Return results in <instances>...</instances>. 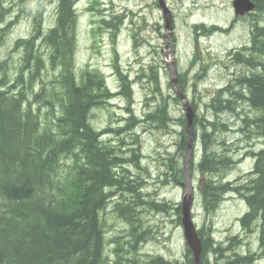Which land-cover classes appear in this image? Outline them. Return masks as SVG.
Segmentation results:
<instances>
[{
	"label": "rangeland",
	"instance_id": "1",
	"mask_svg": "<svg viewBox=\"0 0 264 264\" xmlns=\"http://www.w3.org/2000/svg\"><path fill=\"white\" fill-rule=\"evenodd\" d=\"M50 1L54 2L47 0L45 10L38 6L40 0L6 1L11 10L7 23L11 25L0 45V65L6 63L11 75L20 68L23 56L22 47L16 48V42L32 36L38 12H42L43 31L55 26L57 6ZM76 1L78 24L74 73L80 77L87 70L99 71L112 94L108 103L94 108L91 123L100 132L112 131L104 134L102 140L121 149L119 153L124 158L129 159L133 150L140 155L139 166L127 163L125 167L131 179H136L142 186L139 190L142 203H135L137 211L131 214L135 223L147 230L145 241L139 244L136 252L131 251L128 244L131 241L130 224L119 218L113 207L115 203H123L127 207V201L137 196L132 193L124 197V194L117 193V200L110 203L104 214L107 264H114L117 259L115 250L119 248L122 256L129 259L127 264H154L158 257L162 258V264H191L190 261H193V253L186 246L182 222H179L182 213L180 217L177 210L186 195L183 183L187 145L184 148L182 143L186 126L180 122L185 118L186 110L171 82L169 64L172 62L177 66L178 78L183 76L178 88L191 105L196 106V115L202 121V126L194 128L196 136L189 174L194 221L199 231L203 232V237L211 240L212 249L204 258L208 264H225L236 254L245 256L252 253V264H264L259 224H253L252 228L241 224L249 205L242 195L231 193L224 196L216 211L207 210L203 189L211 174L203 173L201 168L205 149L203 134L213 133L209 124L214 121L219 124L218 131L212 134L208 147L215 152L231 153L236 161L228 169L214 172L223 173L213 176L214 181L232 182L236 187L245 184L247 173L253 170L255 163L246 154L264 149V137L255 135L257 126L248 127L245 124L247 119L255 120L259 112L249 102H241L238 99L240 96H237L241 90L238 79L263 70L248 67L236 59L238 52L245 51L250 55L251 52L244 49L253 47L252 33L264 27V13L256 9L244 18H237L231 5L233 0H165L174 16L173 30L167 31L158 0ZM104 19L107 24L103 23ZM196 23L205 27L203 30L199 28V35ZM214 25H219L222 30L215 31ZM252 52L264 62V52L256 49ZM116 68L132 86L131 101L122 94V83ZM55 74L53 71L44 72L42 78L46 84L35 85V92L40 91L39 86H54ZM221 90L225 94L223 101L237 100L236 104L232 101L230 106L233 111L225 110L217 114L212 104ZM163 107L167 108L171 118L164 128H158V124L151 120L140 123L148 113ZM131 117L137 118L138 122L129 125ZM120 128L126 130L119 134L114 132ZM157 205L165 207L158 209ZM233 238L235 241H232ZM116 239H119L120 245ZM212 245L216 248L221 246L223 250L215 252ZM252 248L256 249L255 253Z\"/></svg>",
	"mask_w": 264,
	"mask_h": 264
},
{
	"label": "trees",
	"instance_id": "2",
	"mask_svg": "<svg viewBox=\"0 0 264 264\" xmlns=\"http://www.w3.org/2000/svg\"><path fill=\"white\" fill-rule=\"evenodd\" d=\"M6 1L0 0V45L11 25L7 23L11 10ZM46 1L40 0L41 10H45ZM253 1L264 13V0ZM76 2L50 1L58 4L57 25L43 31L42 12H38L32 36L16 42V48L22 47L23 51L18 71L11 75L6 63L0 65V264H107L104 214L110 203L117 200V193L137 196L128 201L127 207L123 203H115L113 207L119 218L130 224L131 241L128 244L131 251L136 252L139 244L145 241L147 230L136 224L131 214L142 203L139 192L142 186L136 179H131L125 167L127 163L139 166L140 155L133 150L129 159L124 158L119 153L121 149L102 140L104 134L112 131L100 132L90 123L94 108L108 103L112 97L103 75L90 70L82 72L80 77L74 73ZM103 23L107 24V21L104 19ZM262 37L264 27L252 33L253 47L244 49L250 50L249 56L245 51L236 54L238 62L263 70L238 79L241 87L238 99L249 102L261 115L255 120H245V124L257 126L255 135L261 138L264 137V62L252 51L264 52ZM116 70L121 79L122 94L131 101L132 86L122 72ZM50 71L56 73L54 86H39L40 91L35 92V85L46 84L42 76ZM223 94L222 90L217 92L212 104L217 114L231 110L233 102L236 104L237 99L223 101ZM192 106L195 110L196 106L193 103ZM150 120L157 123L158 128H164L171 118L167 108L163 107L148 113L140 123ZM137 122V118H129V125ZM180 122L183 126L187 124L185 118ZM199 125L202 126L201 118L196 117L195 128ZM209 125L213 133L218 131L217 122ZM123 130L126 129H115L114 132L119 134ZM212 134H203L205 149L201 164L203 173L211 174L203 189L207 210L216 211L227 193L242 195L249 211L241 218V224L245 228L259 224L261 256L264 257V149L248 152L247 155L255 159V165L252 172L247 173L248 180L244 185L234 187L232 182H216L213 176L223 173L214 172L228 169L236 161L232 155L208 147ZM182 136L185 148L186 132ZM120 143L124 144L122 140ZM155 207L161 209L165 205ZM177 210L181 217L182 208ZM199 236L204 258L212 249L211 240H206L202 231ZM116 243L120 245L119 239ZM212 247L215 252L223 250L221 246ZM115 254L114 264L129 262L122 256L121 248L115 250ZM234 257L225 264L254 262L252 254ZM203 260V264H208L205 258ZM159 262L162 264L161 257L154 260V264ZM190 262L193 264L192 260Z\"/></svg>",
	"mask_w": 264,
	"mask_h": 264
},
{
	"label": "water",
	"instance_id": "3",
	"mask_svg": "<svg viewBox=\"0 0 264 264\" xmlns=\"http://www.w3.org/2000/svg\"><path fill=\"white\" fill-rule=\"evenodd\" d=\"M160 8L162 9L164 19L166 22V30L172 31L173 29V15L165 0H158ZM233 8L236 16H245L248 13L255 11L256 4L252 0H233ZM171 69V82L176 90V95L181 99L187 117L186 133L188 135L187 155L185 161V183L183 187L186 190V195L182 202V227L184 238L186 240V246L190 248L194 257V264H202L203 245L199 236V229L194 221L193 217V189L191 182V175L189 174V165L193 151V144L195 140L194 129V115L195 112L187 98V96L179 89V78L175 63L169 64Z\"/></svg>",
	"mask_w": 264,
	"mask_h": 264
},
{
	"label": "bare ground",
	"instance_id": "4",
	"mask_svg": "<svg viewBox=\"0 0 264 264\" xmlns=\"http://www.w3.org/2000/svg\"><path fill=\"white\" fill-rule=\"evenodd\" d=\"M255 2V1H254ZM58 5V4H57ZM56 5V6H57ZM232 5V4H231ZM234 12V11H233ZM173 15V14H172ZM40 16V15H39ZM41 20V19H40ZM173 23H174V16H173ZM198 23V22H197ZM197 23H196V26H197ZM8 25V24H7ZM57 25V24H56ZM200 27V29H204L205 27L201 24V25H199ZM215 26V25H214ZM219 26V25H218ZM173 27H174V25H173ZM220 28V27H219ZM197 29V28H196ZM173 30V29H172ZM37 31V30H36ZM42 32V31H41ZM45 33V32H44ZM5 34V33H4ZM255 34V33H254ZM9 36V35H8ZM46 36V35H45ZM30 38V37H29ZM254 38H255V36H254ZM6 39V38H5ZM264 39V38H263ZM21 40V39H20ZM23 40V39H22ZM28 40V39H27ZM30 40V39H29ZM260 40V39H259ZM4 41V40H3ZM2 41V42H3ZM6 42V41H5ZM4 42V43H5ZM42 47V46H41ZM247 52V51H246ZM249 52H250V50H249ZM248 54V53H247ZM251 54V53H250ZM44 55V54H43ZM33 56V55H32ZM247 56H249V54L247 55ZM254 56V55H253ZM257 56V55H256ZM34 57H36V56H34ZM33 57V58H34ZM43 57V56H42ZM45 57V56H44ZM246 58V57H245ZM250 58V57H249ZM255 58V57H254ZM42 59V58H41ZM248 59V58H247ZM35 60V59H34ZM33 61V60H32ZM23 62V61H22ZM176 66V65H175ZM29 67V66H28ZM176 69H177V66H176ZM243 69V68H242ZM27 71V70H26ZM30 70H28V72H29ZM177 72H178V69H177ZM250 72V71H249ZM253 73V72H252ZM249 75V74H248ZM256 76V75H255ZM11 79V78H10ZM248 79V78H247ZM254 81V80H253ZM7 82V81H6ZM239 87V86H238ZM4 88V87H3ZM34 90V89H33ZM9 91V90H8ZM232 92V91H231ZM241 92V91H240ZM244 92V91H243ZM238 93V92H237ZM236 93V94H237ZM225 95V94H224ZM233 96H235V95H233ZM237 96H240V95H237ZM178 97V96H177ZM178 99V98H177ZM192 106V105H191ZM241 107V106H240ZM192 108H193V106H192ZM193 110H194V108H193ZM194 112H195V110H194ZM90 115V114H89ZM258 116V115H257ZM259 116H261V115H259ZM196 117H198V115H196V112H195V115H194V126H195V119H196ZM185 120L187 121V117L185 116ZM91 122H92V120H91ZM90 122V123H91ZM93 123V122H92ZM186 127H187V125H186ZM93 128V127H92ZM91 128V129H92ZM195 128V127H194ZM256 140V139H255ZM50 150V149H49ZM261 150H263V149H261ZM261 150H259V151H261ZM230 151V150H229ZM252 151H254V150H252ZM259 151H257V152H259ZM250 152V151H249ZM256 152V151H255ZM233 153H235V152H233ZM231 154V153H230ZM248 154V153H247ZM246 154V156L247 157H250V158H253V156H250V155H247ZM257 154V153H256ZM241 155V154H240ZM228 157V156H227ZM230 158V157H229ZM228 158V159H229ZM254 159V158H253ZM232 160V159H231ZM234 160V159H233ZM240 160V159H239ZM255 160V159H254ZM235 161V160H234ZM255 165V164H254ZM236 166V165H235ZM239 167H241V166H239ZM252 172V171H251ZM57 182V181H56ZM244 185V184H243ZM247 185V184H246ZM106 187V186H105ZM235 187V186H234ZM140 192V191H139ZM238 194L237 192H230V193H227V194ZM226 194V195H227ZM244 194V193H243ZM126 196V195H125ZM124 196V197H125ZM128 197V196H127ZM133 197V196H132ZM135 197V196H134ZM244 198V197H243ZM130 199V198H129ZM134 199V198H133ZM121 200V199H120ZM123 200H125V199H123ZM246 200V199H245ZM109 201V200H108ZM122 201V200H121ZM129 201H131V200H129ZM137 201V200H136ZM128 202V201H127ZM151 202V201H150ZM247 202V201H246ZM126 203V202H125ZM155 204V203H154ZM157 204V203H156ZM248 206V205H247ZM248 209V208H247ZM248 211V210H247ZM102 212V211H101ZM101 215V214H100ZM246 215V213L243 215V216H245ZM102 217V216H101ZM102 224V223H101ZM252 228V227H251ZM259 233V232H258ZM250 246H252V245H250ZM256 250V249H255ZM255 250H253V248H252V251L255 253ZM251 251V250H250ZM237 252V251H236ZM252 254V253H251ZM243 255V254H242ZM193 262H194V257H193ZM264 263V262H263ZM202 264H203V258H202Z\"/></svg>",
	"mask_w": 264,
	"mask_h": 264
},
{
	"label": "flooded vegetation",
	"instance_id": "5",
	"mask_svg": "<svg viewBox=\"0 0 264 264\" xmlns=\"http://www.w3.org/2000/svg\"><path fill=\"white\" fill-rule=\"evenodd\" d=\"M167 1V0H166ZM254 2V1H253ZM255 3V2H254ZM256 4V3H255ZM106 6V5H105ZM197 6H199V3H198V5ZM256 9H257V4H256ZM245 16H247V15H245ZM245 16H243V17H241V18H244ZM237 18H239V17H237ZM195 28H197V34L199 35V24H197V26L195 27ZM213 29L216 31V30H220L221 28H219L218 26H214L213 27ZM222 30V29H221ZM249 52V51H248Z\"/></svg>",
	"mask_w": 264,
	"mask_h": 264
}]
</instances>
